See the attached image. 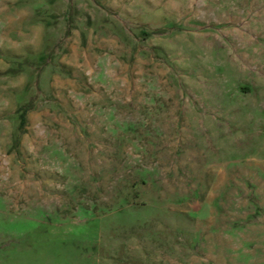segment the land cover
Segmentation results:
<instances>
[{"label":"rangeland","instance_id":"obj_1","mask_svg":"<svg viewBox=\"0 0 264 264\" xmlns=\"http://www.w3.org/2000/svg\"><path fill=\"white\" fill-rule=\"evenodd\" d=\"M0 264H264V0H0Z\"/></svg>","mask_w":264,"mask_h":264},{"label":"trees","instance_id":"obj_2","mask_svg":"<svg viewBox=\"0 0 264 264\" xmlns=\"http://www.w3.org/2000/svg\"><path fill=\"white\" fill-rule=\"evenodd\" d=\"M22 117L24 118V114H22ZM22 123H23V121H22Z\"/></svg>","mask_w":264,"mask_h":264}]
</instances>
